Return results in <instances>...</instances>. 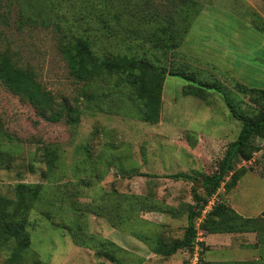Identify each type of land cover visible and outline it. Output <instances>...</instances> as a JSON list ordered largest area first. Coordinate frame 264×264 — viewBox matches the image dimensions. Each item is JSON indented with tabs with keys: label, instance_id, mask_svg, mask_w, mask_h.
Wrapping results in <instances>:
<instances>
[{
	"label": "rangeland",
	"instance_id": "374dc122",
	"mask_svg": "<svg viewBox=\"0 0 264 264\" xmlns=\"http://www.w3.org/2000/svg\"><path fill=\"white\" fill-rule=\"evenodd\" d=\"M185 1L151 0L150 8L139 1L134 23L124 16L120 34L95 37L100 52L147 53L160 66L194 72L195 85H213L206 99L185 96L190 83L168 74L161 117L152 124L142 120L131 88L115 79L85 87L72 75L60 49L70 27L53 20L57 2L81 0H0V52L34 71L57 104L80 110L77 124L52 123L0 82V195L15 200L16 185L42 186L25 227L27 264H116L105 251L120 264H264V242L255 233L218 234L206 245L199 226L219 203L245 218L264 215V139L251 162L237 165L247 173L236 187H221L209 199L196 220L194 249L169 257L155 252L158 243L172 246L184 237L193 190L205 196L204 176L237 139L242 123L232 107L256 108L238 85L264 88V33L256 29L264 24V0ZM184 4L189 31L179 46L163 49L171 36L155 27H167ZM150 12L158 23L148 21ZM177 173L192 180L169 178ZM13 248L0 252V264Z\"/></svg>",
	"mask_w": 264,
	"mask_h": 264
},
{
	"label": "trees",
	"instance_id": "16d2710c",
	"mask_svg": "<svg viewBox=\"0 0 264 264\" xmlns=\"http://www.w3.org/2000/svg\"><path fill=\"white\" fill-rule=\"evenodd\" d=\"M64 1L66 3L67 0ZM81 1V6H62L58 2L59 6L53 4L56 6L54 13L56 18L53 22L59 28L62 26L60 22H65L70 27L60 49L72 75L77 81L83 82L85 87L92 86L98 81L115 79L117 84L131 88L141 103L142 120L152 124L157 123L161 117L162 93L168 74L190 83L184 87L185 96L206 99L208 94L206 90L214 88L209 83L203 86L195 85L197 79L194 72L181 67L175 69L166 65L160 66L157 64L159 61L147 53L122 55L98 50L95 37L101 35L109 38L120 34L124 29L122 23L124 16L126 18L129 16L130 21L134 23L139 1L141 3L143 1L145 6L150 8L151 0ZM183 3L186 1L183 0ZM189 9L190 6L184 4L181 9L173 11L167 27H155V30L162 29L171 36L170 41H163V49L176 48L182 42L180 36L184 37L188 33ZM194 13L195 10L192 11V14ZM156 17L157 13H151L148 21L156 20ZM256 29L264 33V24ZM134 31H137L135 27L131 29V33ZM158 42L156 40L154 44L157 46ZM0 82L13 95L30 104L39 116L47 121L57 123L66 118L69 125L79 122V108L67 102L57 104L53 94L43 86L34 71L17 67L11 57L4 52H0ZM238 86L240 92L255 97L256 108L250 113L242 108L232 107L233 114L242 123L237 139L229 143L224 156L218 161L217 169L212 174L204 176L202 189L205 196L200 195L196 189L193 190L195 204L188 205V226L184 237L176 240L172 246L158 243L156 254L169 257L178 251H192L198 236L196 220L202 217L209 199L221 187H224L226 192L232 191L247 173L245 167L238 169L237 165L240 162H251L255 154L262 150L259 141L264 139V88L249 89ZM169 178L192 180L187 173H177ZM41 190V185L20 183L15 187V200L0 195V252L14 244L5 264H27L25 253L30 248V241L25 227L31 210L30 202L38 200ZM199 226L206 235L255 233L260 241L264 242V215L245 218L222 203L215 205ZM204 246L202 244V247ZM103 254L112 262L120 264L111 251H105Z\"/></svg>",
	"mask_w": 264,
	"mask_h": 264
},
{
	"label": "crops",
	"instance_id": "0c3cea01",
	"mask_svg": "<svg viewBox=\"0 0 264 264\" xmlns=\"http://www.w3.org/2000/svg\"><path fill=\"white\" fill-rule=\"evenodd\" d=\"M212 239L214 241V235H211V236H207L206 238H204L205 242H206V245H209V240Z\"/></svg>",
	"mask_w": 264,
	"mask_h": 264
}]
</instances>
